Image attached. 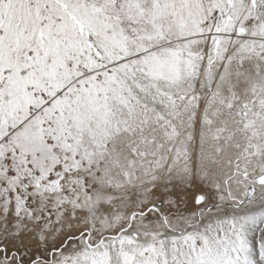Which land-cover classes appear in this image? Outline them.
<instances>
[{
  "label": "snow or ice",
  "instance_id": "6c2138e0",
  "mask_svg": "<svg viewBox=\"0 0 264 264\" xmlns=\"http://www.w3.org/2000/svg\"><path fill=\"white\" fill-rule=\"evenodd\" d=\"M0 264H264V0H0Z\"/></svg>",
  "mask_w": 264,
  "mask_h": 264
}]
</instances>
